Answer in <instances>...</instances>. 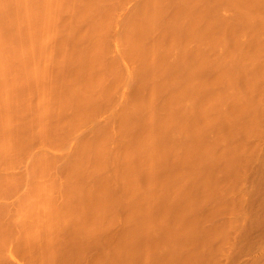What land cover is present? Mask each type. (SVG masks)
Returning <instances> with one entry per match:
<instances>
[{
  "label": "bare ground",
  "instance_id": "6f19581e",
  "mask_svg": "<svg viewBox=\"0 0 264 264\" xmlns=\"http://www.w3.org/2000/svg\"><path fill=\"white\" fill-rule=\"evenodd\" d=\"M262 34L264 0H0V264H204L264 224Z\"/></svg>",
  "mask_w": 264,
  "mask_h": 264
},
{
  "label": "rangeland",
  "instance_id": "374dc122",
  "mask_svg": "<svg viewBox=\"0 0 264 264\" xmlns=\"http://www.w3.org/2000/svg\"><path fill=\"white\" fill-rule=\"evenodd\" d=\"M136 0H126V9L131 10L135 5ZM227 8L228 12L231 13L232 9L228 6H224ZM121 14V15H120ZM118 17L122 16V11L118 12ZM123 18V17H122ZM120 26L117 25L114 29L115 35L119 32ZM158 33V32H156ZM114 35V34H113ZM114 35V36H115ZM245 37V36H243ZM264 34H262V38ZM114 41L113 45L116 49ZM129 91V89H128ZM104 116L101 115V112L97 114L95 121L98 119L103 121ZM94 121V120H93ZM88 131V127H83L79 130V133L85 134ZM226 143V142H225ZM32 152L38 150L37 144H33V146L29 149ZM30 151L25 152L22 156L21 163L16 166L14 169L15 174L22 173L28 164L31 162ZM56 155H60V152H55ZM213 171L216 173H220V166L216 165L213 168ZM255 177V172H251L249 181ZM26 190L25 184L20 187V192H24ZM13 198H8V201H11ZM255 199V197H254ZM262 206V204H261ZM260 205L256 206H239L240 209L246 210L248 214H262V207ZM223 215V214H222ZM218 218H221L218 217ZM238 225L237 228L232 229L231 232L224 236L220 235L216 240H214L211 244H209L208 248H210V252H216V257L214 258H206L204 264H264V224H246L243 225L244 228H241ZM117 229V228H116ZM225 246V255L219 256L218 250ZM11 264H24V259L22 256L15 254V258L9 261Z\"/></svg>",
  "mask_w": 264,
  "mask_h": 264
}]
</instances>
